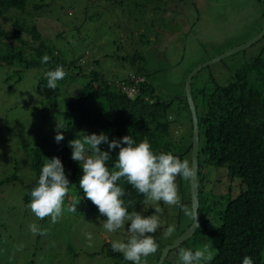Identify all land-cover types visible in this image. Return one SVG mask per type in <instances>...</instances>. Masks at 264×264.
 Returning a JSON list of instances; mask_svg holds the SVG:
<instances>
[{"label":"rangeland","instance_id":"1","mask_svg":"<svg viewBox=\"0 0 264 264\" xmlns=\"http://www.w3.org/2000/svg\"><path fill=\"white\" fill-rule=\"evenodd\" d=\"M30 2L32 6L41 3L27 1ZM27 6L29 13L30 4ZM35 13L32 22L48 47L59 52L67 62L84 54L90 57L97 54L100 60L109 61L104 60L103 53L98 54L99 47L108 42L106 33L115 35L114 28L134 27L132 50L144 55V69L157 97L164 101L174 99L169 116L172 128L176 129L175 145L181 142L182 147L190 132L187 131L188 114L180 109L178 102L185 97L187 75L197 66L215 60L194 76L191 88L195 94L213 82L224 85L236 68L261 51L264 57V39L228 54L259 34L264 26V0H56L48 11ZM120 42L124 43L125 39ZM107 66L111 69L109 75L117 73L116 63L111 61ZM119 70L122 76L128 73L127 67ZM44 72L43 68L0 65V264H114L104 245L126 242L128 222L125 228L109 233L103 227L105 221L96 219L79 205L77 213H69L67 207L77 197L72 187L55 224L50 217L39 220L27 207L31 200L25 204L24 196L32 181L29 151L38 145L51 144L56 127L64 128L57 112L65 110L85 80L78 77L61 80L53 90L46 87ZM89 101L91 106L93 100ZM79 133L99 135L87 128ZM184 159L188 161L186 155ZM201 175L203 201L212 205L214 218L217 208L223 209L228 199L239 194L241 186L238 179H231L226 167L206 165ZM6 178L10 182L2 184ZM157 203L146 199L134 211L153 215ZM184 205L192 211L191 205ZM159 206L163 213L160 228L154 234L158 249L161 244L172 243L193 221L178 207L163 202ZM33 223L46 229V235H33L29 230ZM169 225H175L170 237L165 235ZM85 233H91L90 242ZM217 241L218 237L198 232L177 252L171 253L165 264H180L181 248L195 251L211 246L215 250ZM158 249L142 258L141 264H156ZM120 264L132 262L120 261Z\"/></svg>","mask_w":264,"mask_h":264},{"label":"trees","instance_id":"2","mask_svg":"<svg viewBox=\"0 0 264 264\" xmlns=\"http://www.w3.org/2000/svg\"><path fill=\"white\" fill-rule=\"evenodd\" d=\"M27 1L29 0H0V65H18L25 69L43 68L44 75L47 71L62 66L65 70L75 71L67 73L64 81L76 77L85 80L78 92L70 98L65 110L57 112L64 121V139L56 143L53 138L51 144L38 145L29 151L32 181L24 196L25 204L31 200L30 192L36 186L45 158L50 160L55 156L64 166L69 187H72L73 193L81 200L79 207L89 211L96 219L105 221L96 206L83 198V192L79 188L82 171L78 163L71 159L68 142L80 138L79 130L84 128L99 134L103 132L109 141L130 135L137 144L146 139L154 154L171 153L182 161L186 155L191 165L192 121L186 97L178 102L181 104L180 109L188 114L187 131L190 132L189 139L187 137V142L182 147L181 142L177 146L173 140L176 129L172 128L174 126L169 111L174 105V99L164 101L157 97L144 69V55L132 50L134 27L114 28L115 35L109 36L106 33L108 42L99 47L98 54L103 53L104 60L109 61L100 60L97 54L92 57L84 54L67 62L59 52L48 47L47 41L32 22L35 12L48 11L56 0H39L42 4L33 6L30 2L29 13ZM122 38L125 39L124 43L120 42ZM44 55L51 58L50 62H41ZM111 61L118 67L115 68L117 73L109 75L111 69L107 65ZM121 67H127V75H120ZM43 81H47L46 76ZM127 89H133L131 96L127 95ZM192 96L199 128V226L194 235L201 232L211 238L218 237L214 259L210 264H242L245 256L251 257L253 264H264L263 51L236 68L224 85L213 82L209 88L203 86L195 94L192 92ZM90 99L93 100L91 106ZM101 148L107 150V145H102ZM118 151L116 149L110 153L113 159L108 162L110 169ZM206 165L226 167L231 179H238L241 186L239 194L228 199L223 209L217 208L219 210L214 218L211 215L212 205L203 201L201 171ZM10 180L6 178L2 184ZM183 180L177 177L178 195L182 204L190 206V179L185 182ZM119 184L126 191L122 199L129 213L144 203V195L139 194L126 181L122 179ZM129 201H133L134 206H128ZM111 245L105 243L104 247L115 260L114 264L126 261L118 252L112 251ZM180 246L169 252L163 264L169 261L170 254L177 252ZM164 247V244L159 246L156 262Z\"/></svg>","mask_w":264,"mask_h":264},{"label":"clouds","instance_id":"3","mask_svg":"<svg viewBox=\"0 0 264 264\" xmlns=\"http://www.w3.org/2000/svg\"><path fill=\"white\" fill-rule=\"evenodd\" d=\"M50 59L48 55H44L41 62L48 63ZM66 75L62 66L47 71L46 87L57 89V82L63 80ZM62 130V126L56 127V143L64 139ZM78 134L80 138L69 141L68 146L71 148L72 161L77 162L82 171L79 188L83 192V198L91 201L99 214L105 217L103 227L107 232L113 233L125 228L128 222V239L126 242H113V252L122 253L124 259L132 264H141L142 258L157 252L158 245L154 234L160 228V216L163 213L159 202L180 208L192 217L193 222L198 220L199 216L194 211H189L178 195L177 177L189 180L195 175L187 160L182 161L171 153L154 154L146 139L137 144L130 135L109 141L103 132L99 135ZM102 145H107V150H102ZM116 149L119 151L110 169L108 162L113 160L110 153ZM45 161L36 186L30 192L31 202L27 207L39 220L50 217L51 223L55 224L64 211L70 182L58 157L54 156L50 160L45 158ZM122 179L147 200L158 202L154 208L155 214L144 216L136 211L129 213L122 199L126 195L125 189L119 184ZM80 201L78 197L73 198L67 211L77 213L76 206ZM128 206H134V202L129 201ZM29 230L33 235H46L47 232L35 223L29 225ZM174 231L175 225H169L165 235L170 237ZM85 236L89 242L92 240L91 233H85ZM214 251L211 246L195 251L181 248L179 259L182 264H210L214 259ZM242 264H253V260L245 256Z\"/></svg>","mask_w":264,"mask_h":264},{"label":"water","instance_id":"4","mask_svg":"<svg viewBox=\"0 0 264 264\" xmlns=\"http://www.w3.org/2000/svg\"><path fill=\"white\" fill-rule=\"evenodd\" d=\"M263 38H264V26L260 30L259 34L253 40L249 41L248 43H246L243 46L234 48L233 50L228 52V54L236 52V51H240L241 49H244L245 47H249V46L257 43L258 41H260ZM223 56H225V55H223ZM214 61L215 60L209 61L207 63H204V64L199 65L196 68H194L187 75V77L185 79V86H184L186 103H187V106L189 108V112L191 115V121H192L191 158H190L191 159V165H190V167H193V169L195 171L194 177H192L189 180V197H190L191 210L194 211L196 215H197L198 206H199V193H198V186H197V167H198V155H199V128H198V119H197V115H196V109H195L193 96H192L191 82H192L193 77L196 75V73H198L200 70L207 67L209 64H211ZM196 224H198V226H199V219L197 221H194V222L192 221L190 227L186 231L181 233V235L178 238H176L172 244L166 245L161 250L159 259H158L156 264H163V262L165 261L167 255L169 254V252L171 250L176 249L182 243H184L186 240H188L190 237H192L198 228V227H196Z\"/></svg>","mask_w":264,"mask_h":264},{"label":"built area","instance_id":"5","mask_svg":"<svg viewBox=\"0 0 264 264\" xmlns=\"http://www.w3.org/2000/svg\"><path fill=\"white\" fill-rule=\"evenodd\" d=\"M132 91H133V89H127V95L131 96L132 95Z\"/></svg>","mask_w":264,"mask_h":264}]
</instances>
